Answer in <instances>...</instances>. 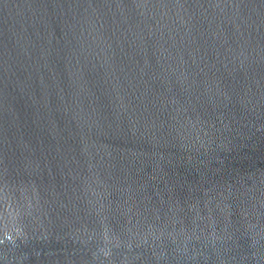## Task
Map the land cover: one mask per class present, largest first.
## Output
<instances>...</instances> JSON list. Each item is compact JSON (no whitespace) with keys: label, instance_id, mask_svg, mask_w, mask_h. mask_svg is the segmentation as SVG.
I'll use <instances>...</instances> for the list:
<instances>
[{"label":"water","instance_id":"water-1","mask_svg":"<svg viewBox=\"0 0 264 264\" xmlns=\"http://www.w3.org/2000/svg\"><path fill=\"white\" fill-rule=\"evenodd\" d=\"M0 264H264V0H0Z\"/></svg>","mask_w":264,"mask_h":264}]
</instances>
